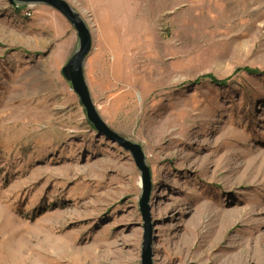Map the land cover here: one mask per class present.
<instances>
[{
    "label": "rangeland",
    "instance_id": "obj_1",
    "mask_svg": "<svg viewBox=\"0 0 264 264\" xmlns=\"http://www.w3.org/2000/svg\"><path fill=\"white\" fill-rule=\"evenodd\" d=\"M66 1L97 112L150 168L152 264H264V0ZM77 47L0 0V264L141 263L140 171L62 76Z\"/></svg>",
    "mask_w": 264,
    "mask_h": 264
},
{
    "label": "water",
    "instance_id": "obj_2",
    "mask_svg": "<svg viewBox=\"0 0 264 264\" xmlns=\"http://www.w3.org/2000/svg\"><path fill=\"white\" fill-rule=\"evenodd\" d=\"M11 6L18 4H44L58 11L75 29L78 38V47L61 68V74L78 96L85 109L88 121L93 125L97 133L112 142L118 143L128 150L134 163L140 171L142 194L139 201L140 211L144 220L143 247L141 250V263L152 264L151 252V226L148 199L151 189L150 168L145 161V154L139 143L120 135L111 129L101 118L86 83L84 65L86 58L92 49V35L90 29L79 12L74 10L66 0H6Z\"/></svg>",
    "mask_w": 264,
    "mask_h": 264
},
{
    "label": "bare ground",
    "instance_id": "obj_3",
    "mask_svg": "<svg viewBox=\"0 0 264 264\" xmlns=\"http://www.w3.org/2000/svg\"><path fill=\"white\" fill-rule=\"evenodd\" d=\"M95 252L93 251H88L85 253H82V255L80 256V258L78 260H76V262H79L80 264H96V256L97 254H95Z\"/></svg>",
    "mask_w": 264,
    "mask_h": 264
},
{
    "label": "trees",
    "instance_id": "obj_4",
    "mask_svg": "<svg viewBox=\"0 0 264 264\" xmlns=\"http://www.w3.org/2000/svg\"><path fill=\"white\" fill-rule=\"evenodd\" d=\"M245 71L247 70V71H252V69H250V68H245L244 69ZM206 76H208V77H211V75H206ZM212 78V77H211ZM215 81V80H214ZM217 82H225V81H222V80H216Z\"/></svg>",
    "mask_w": 264,
    "mask_h": 264
}]
</instances>
